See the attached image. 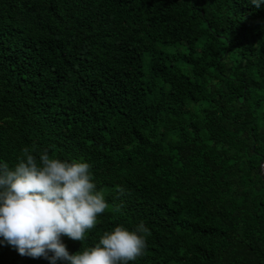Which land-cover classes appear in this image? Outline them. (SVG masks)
Segmentation results:
<instances>
[{
    "label": "trees",
    "instance_id": "1",
    "mask_svg": "<svg viewBox=\"0 0 264 264\" xmlns=\"http://www.w3.org/2000/svg\"><path fill=\"white\" fill-rule=\"evenodd\" d=\"M29 146L90 163L108 203L70 254L144 222L129 264H264V6L0 0V159Z\"/></svg>",
    "mask_w": 264,
    "mask_h": 264
},
{
    "label": "clouds",
    "instance_id": "2",
    "mask_svg": "<svg viewBox=\"0 0 264 264\" xmlns=\"http://www.w3.org/2000/svg\"><path fill=\"white\" fill-rule=\"evenodd\" d=\"M255 9L264 0H249ZM91 164L23 147L14 164L0 159V245L48 264H129L147 247L144 222L105 231L93 246L70 254L63 237L82 242L108 208Z\"/></svg>",
    "mask_w": 264,
    "mask_h": 264
},
{
    "label": "built area",
    "instance_id": "3",
    "mask_svg": "<svg viewBox=\"0 0 264 264\" xmlns=\"http://www.w3.org/2000/svg\"><path fill=\"white\" fill-rule=\"evenodd\" d=\"M259 171H260L261 177L264 179V159H262L260 162Z\"/></svg>",
    "mask_w": 264,
    "mask_h": 264
}]
</instances>
